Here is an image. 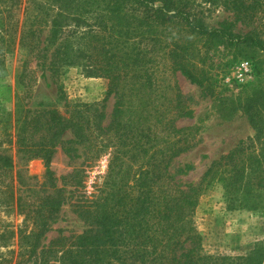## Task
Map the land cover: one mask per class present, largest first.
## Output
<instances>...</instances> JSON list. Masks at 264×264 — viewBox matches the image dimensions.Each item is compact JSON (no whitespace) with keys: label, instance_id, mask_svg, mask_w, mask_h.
Listing matches in <instances>:
<instances>
[{"label":"trees","instance_id":"1","mask_svg":"<svg viewBox=\"0 0 264 264\" xmlns=\"http://www.w3.org/2000/svg\"><path fill=\"white\" fill-rule=\"evenodd\" d=\"M218 1L237 22L262 9V0ZM25 15L16 151L44 163L49 189L38 202L15 192L12 161L0 150V250L16 233V264H264L260 244L242 255L207 254L194 221L200 196L214 184L222 186L228 209L264 210V89L245 103L255 137L214 161L198 186L185 187L170 168L197 145L191 130L177 127L193 113L177 82L165 85L180 74L207 90L211 78L197 58L215 50L235 59L264 55V39L234 33L236 22L209 27L191 0H27ZM12 51L0 46V73ZM33 62L57 87L64 114L28 108L37 80ZM76 66L108 81L101 102L69 103L60 80ZM6 125L0 116V130ZM69 132L74 139L65 141ZM79 146L87 149L82 167L58 179L52 169L58 148L73 161ZM100 162L106 170L90 186L89 173ZM66 205L87 230L45 244ZM12 206L23 217L17 232L3 218Z\"/></svg>","mask_w":264,"mask_h":264},{"label":"rangeland","instance_id":"2","mask_svg":"<svg viewBox=\"0 0 264 264\" xmlns=\"http://www.w3.org/2000/svg\"><path fill=\"white\" fill-rule=\"evenodd\" d=\"M191 3L193 11L209 27L219 28L224 22H236L234 33H257L264 39V0L257 15L245 22H237L234 13L227 11L218 0H191ZM26 7L27 0H0V46L13 49L7 55L5 72L0 73V116L7 121V129L4 132L0 130V150L12 161L15 192L20 189L30 200L38 202L46 194L44 191L49 189L45 186L47 178L44 163L16 151L15 120L25 92L20 77L26 61V52L21 45ZM47 31L40 40L42 43L45 42ZM195 62L209 73L211 81L207 90L191 84L180 74L165 83L167 86L174 80L177 82L186 108L193 113L192 118L179 121L177 127L191 130L197 145L192 151L175 159L170 168V173L185 187L198 186L214 161L231 152L241 141L255 137L256 131L250 123L245 103L255 89H264L263 54L235 59L234 53L229 50H215L197 58ZM29 68L35 71L37 80L30 91L28 108L33 111L55 110L64 114V102L49 76L43 77L35 62ZM60 83L69 103L74 105L99 103L105 98L108 88L106 79L91 75L82 66L68 68ZM165 91L166 88H163L162 92ZM114 104L115 98L112 97L107 105L109 117ZM73 139L70 132L64 136L65 141ZM77 148L80 158L73 161L61 147L58 148L52 165L58 179L82 167L87 149L85 146ZM104 166V162H100L89 173L88 185L91 186L96 177L105 172ZM3 218L13 225L14 232L23 222L15 206L9 213L3 214ZM194 221L203 237L205 252L209 255L236 256L253 251L259 244L264 246V210L228 209L220 184H214L202 193ZM86 230V224L66 205L57 223L51 227L45 244L60 234L67 237L82 234ZM17 243L15 233L10 245L0 250V264H16Z\"/></svg>","mask_w":264,"mask_h":264}]
</instances>
